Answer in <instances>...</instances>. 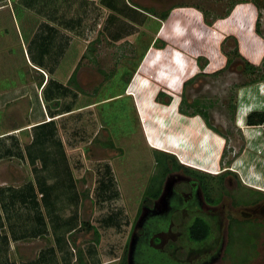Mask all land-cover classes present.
Segmentation results:
<instances>
[{
	"label": "rangeland",
	"instance_id": "rangeland-1",
	"mask_svg": "<svg viewBox=\"0 0 264 264\" xmlns=\"http://www.w3.org/2000/svg\"><path fill=\"white\" fill-rule=\"evenodd\" d=\"M257 1L0 0L2 262L52 249L46 255L58 264H79V250L86 264H120L128 242V264L130 239L142 229L148 250L134 253L135 242L131 264L263 262L264 126L245 123L249 113H264V2ZM245 62L254 70L244 71ZM54 82L67 91L50 101ZM51 113L66 159L53 125L34 129ZM155 151L206 175L218 203L201 207L197 182L176 171L162 179L159 198L146 199ZM41 171L49 202L37 189L36 208L51 229L13 241V228L36 222L35 207L19 195ZM200 214L210 235L194 243L187 226ZM78 217L79 229L58 242L53 231ZM81 224L97 230L98 242Z\"/></svg>",
	"mask_w": 264,
	"mask_h": 264
},
{
	"label": "trees",
	"instance_id": "trees-1",
	"mask_svg": "<svg viewBox=\"0 0 264 264\" xmlns=\"http://www.w3.org/2000/svg\"><path fill=\"white\" fill-rule=\"evenodd\" d=\"M262 2H264V0H262ZM227 13L228 12H226V14ZM167 16H168V12H163L160 15V19H162V20L166 19ZM230 62L231 61L229 60L227 62V64L229 65ZM244 68H245L244 71H253L254 70V67L252 65H250L248 62L244 63ZM69 82H70V84H73V82H74L73 78ZM47 83H46V85H47ZM53 84H54L53 85L54 92H52V93L49 92L48 94H46L47 99L50 100V101L53 100L52 95L54 96V95L57 94L56 96H63L64 93L67 91L64 87L60 86L56 82H54ZM46 85L44 86L43 90L46 89ZM70 109H71L70 107L69 108H65V111L63 113L70 112ZM58 114H61V113H58ZM55 116L56 115L51 113V116H50L51 119L49 121L41 123L39 125H36L34 127V129L37 128V127H48L49 125H53V128H52L53 130H50L49 133H50V135L52 134L53 135V139L60 144V142L57 141V139H56L57 133H56V129L54 127V121H53V118ZM245 123H246L247 126H264V113L263 112H257V111L249 113L246 116ZM45 138H47V137H45ZM60 146H61V144H60ZM154 156H155V163H156V169H157V174L158 175L155 174V175H153L152 178H150L149 186L146 188V190L144 192V197L146 199L148 198L150 200L151 199L155 200V199L159 198V196L161 195V192H162V179L165 176H167V174L169 172L176 171V172H182L186 176H188L191 179H193V180L197 181L198 183H200L201 188L204 191L208 201H210V202L213 201V200H214V202L219 201V199H211L209 197V195L207 193L208 191H207V181H206L207 176L206 175H204L203 173L197 171L196 169L184 167L183 165L178 164L175 161L174 158H172L170 155H167L166 153L155 151L154 152ZM34 157H36V156H33V158ZM41 172H39V176L38 175L35 176V177L38 176V179H36V186H37V189L39 191L38 193H39V196L41 198V201L43 202V204L45 206H48L46 204V202L47 203L49 202L48 196H47V192L43 188V184L45 185L44 180L46 178L48 179V175H47V172H45V173H43L41 175ZM106 173H108V171ZM71 186L73 188L72 182H71ZM24 190H26V193H24L22 195L21 194L19 195V197L21 199V204L22 203H28V202L31 203V208L34 209V207H35V210H33V213H35L34 217H38V215L40 213L38 212V210L36 208L37 207V201L35 199V196H36L35 193L36 192H35V190L33 188L32 183H29L27 185V188L24 189ZM111 218H109V221L111 220ZM34 219H37V218H34ZM40 221H41V219L39 220V222L37 221V223H40ZM81 225H86L87 228L92 229L94 231V234L97 236L96 241L98 242V232H97V230L94 227H91L89 224H81ZM11 227H12V224L9 225V229H11ZM18 227L20 228V226H18ZM146 231H148V230L146 229ZM17 232H19V230L15 231L14 228H13V230L11 232V237H12L13 240H16L18 238ZM20 232L24 233L23 236H20V237L24 238L26 236H29V234L31 235V233L34 232V231H32V228L30 226L28 228L23 229V231L21 230ZM209 235H210V227H209L208 223L201 217H197V216L194 217L193 220L190 222V224H188V226H187V238L191 242H194V243L204 242L205 240L208 239ZM5 238H6V242H5V239H2L0 237V248L4 246V242L7 243V241H8L7 236H5ZM57 240H58V242H60L58 237H57ZM127 244H128V242L126 243L125 251H124V257H123V260L121 261L120 264H126V262H125L126 259L125 258H126V255H127V253H126ZM64 246H65V244H64ZM51 251L52 250H49V252H51ZM0 252H1V250H0ZM46 253H47V251H46ZM80 253H81V250L78 251V259H77L78 263L79 264H86L85 261L81 260L82 258L81 259L79 258V254ZM44 254H45L44 252L41 253V255H40L41 258L39 260H43ZM0 257H2V256H0ZM0 264H8V257L5 259L4 262H2V260H0Z\"/></svg>",
	"mask_w": 264,
	"mask_h": 264
},
{
	"label": "crops",
	"instance_id": "crops-1",
	"mask_svg": "<svg viewBox=\"0 0 264 264\" xmlns=\"http://www.w3.org/2000/svg\"><path fill=\"white\" fill-rule=\"evenodd\" d=\"M58 1V0H57ZM51 2V1H50ZM44 9H42L41 8V10H40V13L43 11ZM51 14H53L54 15V17H53V21L55 22V18L57 19V13H58V5L56 4V6H55V8H53V5L51 4ZM51 14L50 15H48V16H51ZM45 16V15H44ZM52 20H47V19H45V24L47 25V26H49V27H54L53 25H52V23H54ZM72 111H74L73 109H70V112H67V114L68 113H71ZM57 116V115H56ZM55 116V117H56ZM55 117H54V119H55ZM51 119V118H50ZM49 119V120H50ZM49 120H47V121H49ZM47 121H44V122H47ZM43 122V123H44ZM57 136V135H56ZM56 139H57V137H56ZM57 141H59L60 142V144H61V146H60V149H61V152H62V154H63V156L65 157V159H66V153H65V151H64V144L62 143V141H61V139H57ZM59 144V145H60ZM68 171H69V169H68ZM70 172V171H69ZM43 174V172H41V175ZM32 185H33V188H34V190H35V192L37 191V187H36V183H32ZM263 186H258L257 188H259V189H261V190H263L264 188H262ZM42 202V201H41ZM37 205H39V203L37 202ZM38 212L40 213L39 215H38V217H34V215H35V213H32V215H31V217L30 218H33V220H34V218H37L36 219V222L35 223H32L30 226H31V228H32V231H34V232H32L31 233V235L29 234V236H34V235H38V236H41V235H43V233H47V232H49L48 231V229H51V227L50 226H48V224H47V220H46V218H45V214L43 213V210L40 208V206H39V209H38ZM41 219V221H40V223H37V221L39 222V220ZM46 221V222H45ZM33 222V221H32ZM80 218L78 217L77 218V222H76V224L74 225V226H71V227H69L68 229H65V228H63L62 230H60L59 229V232L57 233V230H56V228H55V230H56V232L55 231H53V233L55 234L56 233V238L58 237V238H60V239H62L63 238V236L64 235H70V234H72V233H74L76 230H77V228H79V226H80ZM79 223V224H78ZM40 226H43L42 228H40ZM44 230V231H43ZM21 230H19V232H17V236H18V238L17 239H19V238H21L20 236H23V232H20ZM52 235V234H51ZM12 238V237H11ZM25 238V237H24ZM16 239V240H17ZM13 240V239H12ZM16 240H13V241H16ZM52 250V249H51ZM61 251H62V249H61ZM52 252V251H51ZM42 253V252H41ZM41 253L39 254V256H38V258L37 259H33V260H31V261H24V262H22L21 264H58V262L59 261H57V259L55 258V257H50V256H47L46 255V253L44 254V258H43V260H39L41 257H40V255H41ZM47 253H50V252H47ZM53 255H54V250H53ZM15 264V263H14Z\"/></svg>",
	"mask_w": 264,
	"mask_h": 264
},
{
	"label": "flooded vegetation",
	"instance_id": "flooded-vegetation-1",
	"mask_svg": "<svg viewBox=\"0 0 264 264\" xmlns=\"http://www.w3.org/2000/svg\"><path fill=\"white\" fill-rule=\"evenodd\" d=\"M188 179H190V177L188 178ZM191 180H193V179H191ZM195 181V180H194ZM197 182V181H196ZM197 184H198V187H199V190L201 191V193L203 194V196H202V198H203V205L201 204V207H203V206H205V207H212V205H216L217 203H218V201L217 202H214V200L213 201H208L207 200V198H206V195H205V193H204V191L202 190V188H201V185H200V183H198L197 182ZM175 192H177L176 191V189H175ZM148 199V198H147ZM212 199V198H211ZM148 200H150V199H148ZM153 200V199H152ZM150 204V203H149ZM201 217V218H203L207 223H208V225H209V227H210V230H211V225H210V223H209V221L206 219V217H204L202 214H200V215H195L194 217ZM193 217V218H194ZM193 218H192V220H193ZM191 220V221H192ZM190 221V222H191ZM230 222L228 221V223L226 224V228H227V234H228V231L230 230V228L231 227H229L230 226ZM144 229H142V235H141V237H139V236H137V237H135V239H136V248L134 249V253L136 252V251H138L141 255H144V256H146V254H145V251L146 250H148V248L147 247H145L146 246V244H147V239H148V231L146 232L145 230L143 231ZM136 236V235H135ZM144 247V248H143ZM137 252V253H138ZM260 264H264V260H263V262H261Z\"/></svg>",
	"mask_w": 264,
	"mask_h": 264
},
{
	"label": "water",
	"instance_id": "water-1",
	"mask_svg": "<svg viewBox=\"0 0 264 264\" xmlns=\"http://www.w3.org/2000/svg\"><path fill=\"white\" fill-rule=\"evenodd\" d=\"M135 235L133 234L132 235V237H131V239H130V242H129V254H128V256H129V261H128V264H131V260H132V250H133V245L135 244V242H136V239H135Z\"/></svg>",
	"mask_w": 264,
	"mask_h": 264
}]
</instances>
